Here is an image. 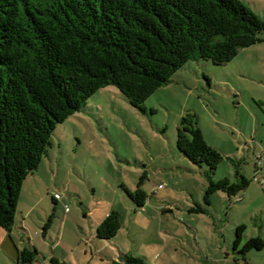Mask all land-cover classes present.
<instances>
[{
    "label": "rangeland",
    "instance_id": "1",
    "mask_svg": "<svg viewBox=\"0 0 264 264\" xmlns=\"http://www.w3.org/2000/svg\"><path fill=\"white\" fill-rule=\"evenodd\" d=\"M240 1L264 21V0ZM259 38L223 65L188 62L147 98L145 113L114 86L95 92L56 126L47 154L24 180L8 243L36 249L33 264L52 255L70 264H110L119 255L146 264H264V247L238 253L249 237L264 243V171L256 169L258 156L264 163V33ZM188 113L223 156L213 180L236 182L234 160L251 181L245 191L205 198L206 166L176 146ZM137 188L146 194L141 208L126 192ZM112 211L120 228L100 240L96 228ZM238 224L246 237L233 250Z\"/></svg>",
    "mask_w": 264,
    "mask_h": 264
},
{
    "label": "trees",
    "instance_id": "2",
    "mask_svg": "<svg viewBox=\"0 0 264 264\" xmlns=\"http://www.w3.org/2000/svg\"><path fill=\"white\" fill-rule=\"evenodd\" d=\"M262 33L264 21L240 0H0V228L14 226L22 184L47 154L56 126L99 89L114 86L145 113L147 98L185 64L228 63L262 42ZM176 146L192 164L206 166L205 198L232 197L250 185L231 159L236 182L213 180L223 156L205 142L194 114L180 119ZM126 192L144 206L142 190ZM119 217L108 213L96 238L111 240ZM244 230L236 227L233 250ZM263 247L251 238L238 253ZM36 254L24 248L16 264H33ZM48 264L69 263L51 257ZM110 264L146 262L120 255Z\"/></svg>",
    "mask_w": 264,
    "mask_h": 264
},
{
    "label": "crops",
    "instance_id": "3",
    "mask_svg": "<svg viewBox=\"0 0 264 264\" xmlns=\"http://www.w3.org/2000/svg\"><path fill=\"white\" fill-rule=\"evenodd\" d=\"M246 195H247V193H245V195H244V197H246ZM228 197V196H227ZM229 198V197H228ZM256 212H260V213H262L263 212V210H261V209H256L255 210ZM107 215V214H106ZM105 215V216H106ZM105 218V217H104ZM14 225H15V222H14ZM259 225L261 226V229H263L264 228V223H260V221H259ZM23 226H24V220H23V222L21 223V227H20V229L22 230V231H24V228H23ZM239 226V224L238 225H236L235 226V229H236V227H238ZM15 226H13L12 227V229L10 230V232H6V231H4V230H2L1 228H0V252H4L6 255H4V257L2 258V257H0V264H10V262H11V264L13 263V264H16V262H17V257H18V255H17V253H18V251H20L19 249H17L16 248V246H15V250H14V248L8 243V241H7V236H9L10 238L12 237L11 235L13 234V228H14ZM243 237H246V236H241V238H240V242H239V245L237 246V248H236V250H238L239 249V247H240V245L242 244V238ZM252 237H249V238H247L248 240L249 239H251ZM257 238V237H256ZM12 239V238H11ZM258 239H260V238H258ZM232 245H233V243H232ZM24 249V248H23ZM120 256V255H119ZM119 256H118V258H119ZM244 255H242V257H243ZM51 257H56L55 255H52ZM50 257V258H51ZM49 258V259H50ZM57 258V257H56ZM117 258V259H118ZM58 259V258H57ZM60 260V259H59ZM61 261H64V260H61ZM112 261H114V260H111L110 261V263L112 262ZM65 262V261H64ZM250 263H248V264H254V262L253 261H249ZM67 263H69V262H67ZM70 264V263H69ZM237 264H240L239 262H237ZM245 264H247V263H245Z\"/></svg>",
    "mask_w": 264,
    "mask_h": 264
},
{
    "label": "built area",
    "instance_id": "4",
    "mask_svg": "<svg viewBox=\"0 0 264 264\" xmlns=\"http://www.w3.org/2000/svg\"><path fill=\"white\" fill-rule=\"evenodd\" d=\"M257 158H258V161L256 163V167H257L256 169L258 171H264V163L261 162L262 157L258 156ZM253 179H254V181H257V179L255 177ZM260 184L263 185V182L261 181Z\"/></svg>",
    "mask_w": 264,
    "mask_h": 264
}]
</instances>
